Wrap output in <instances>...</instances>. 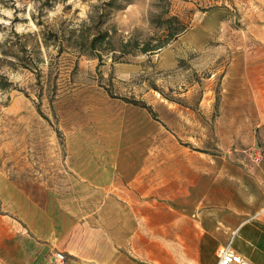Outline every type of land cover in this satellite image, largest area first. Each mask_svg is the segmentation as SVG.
<instances>
[{
	"label": "rangeland",
	"instance_id": "obj_1",
	"mask_svg": "<svg viewBox=\"0 0 264 264\" xmlns=\"http://www.w3.org/2000/svg\"><path fill=\"white\" fill-rule=\"evenodd\" d=\"M171 15L186 29L134 52ZM215 177L219 203H263L264 0H0L1 264L51 241L66 264L67 215L122 187L174 206Z\"/></svg>",
	"mask_w": 264,
	"mask_h": 264
},
{
	"label": "crops",
	"instance_id": "obj_2",
	"mask_svg": "<svg viewBox=\"0 0 264 264\" xmlns=\"http://www.w3.org/2000/svg\"><path fill=\"white\" fill-rule=\"evenodd\" d=\"M214 180L205 187L197 179L187 181L178 188L174 206L155 204L148 197L151 189L136 187L137 194H129L131 190L122 187L120 196H105L98 203L92 221L67 215L66 264H88L92 259L97 264H153L154 258L160 264H176L175 259L177 264H214L217 247L228 240L250 264H264V201L252 207L248 201L236 203L231 189L219 203L213 197ZM46 246L22 264H51L47 248L52 250V241ZM5 259L2 264H17L11 256Z\"/></svg>",
	"mask_w": 264,
	"mask_h": 264
},
{
	"label": "trees",
	"instance_id": "obj_3",
	"mask_svg": "<svg viewBox=\"0 0 264 264\" xmlns=\"http://www.w3.org/2000/svg\"><path fill=\"white\" fill-rule=\"evenodd\" d=\"M156 25L159 29L162 30L161 35L149 36L143 41L134 40L133 46H134V52H141V53H147L151 52L154 49L160 48L161 46L165 45L167 42L175 39V37L180 34L182 31H184L187 27V25L180 20L177 16L171 15L168 17H164L161 19H157ZM108 36L107 30L100 31L98 35H94L89 40L90 48H96V44L98 42H101ZM72 42H75L74 44H80L83 43V37L82 35L78 39H73ZM107 42H109V39H107ZM127 43H124L123 45H126ZM81 48V47H80ZM124 48V47H123ZM82 51L81 49H79ZM125 49H123L122 52H124ZM98 56V53H96Z\"/></svg>",
	"mask_w": 264,
	"mask_h": 264
},
{
	"label": "built area",
	"instance_id": "obj_4",
	"mask_svg": "<svg viewBox=\"0 0 264 264\" xmlns=\"http://www.w3.org/2000/svg\"><path fill=\"white\" fill-rule=\"evenodd\" d=\"M65 254L62 251H54L51 256V264H63ZM214 264H250L240 253L233 250L231 240L217 247Z\"/></svg>",
	"mask_w": 264,
	"mask_h": 264
},
{
	"label": "bare ground",
	"instance_id": "obj_5",
	"mask_svg": "<svg viewBox=\"0 0 264 264\" xmlns=\"http://www.w3.org/2000/svg\"><path fill=\"white\" fill-rule=\"evenodd\" d=\"M167 51H168V50H167ZM168 53H169V52H168ZM170 245H171V244H170ZM165 246H166V245H165ZM163 248H165V247H163ZM163 248H162V249H163ZM169 248H170V247H169ZM165 249H166V248H165ZM169 254H170V253H169ZM158 263H160V262H158Z\"/></svg>",
	"mask_w": 264,
	"mask_h": 264
}]
</instances>
